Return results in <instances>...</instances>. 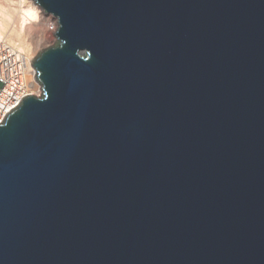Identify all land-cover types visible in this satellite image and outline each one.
<instances>
[{"label": "water", "instance_id": "95a60500", "mask_svg": "<svg viewBox=\"0 0 264 264\" xmlns=\"http://www.w3.org/2000/svg\"><path fill=\"white\" fill-rule=\"evenodd\" d=\"M34 1L0 264H264V0Z\"/></svg>", "mask_w": 264, "mask_h": 264}, {"label": "bare ground", "instance_id": "6f19581e", "mask_svg": "<svg viewBox=\"0 0 264 264\" xmlns=\"http://www.w3.org/2000/svg\"><path fill=\"white\" fill-rule=\"evenodd\" d=\"M29 26L37 27L40 31L38 37L27 33ZM59 28V20L52 14H47L34 0H0V43L6 41L22 51L32 60L34 49L44 43V29L54 32V40ZM36 29V28H35ZM47 31V30H46ZM35 95L42 93L37 85L33 90Z\"/></svg>", "mask_w": 264, "mask_h": 264}, {"label": "built area", "instance_id": "2783aa9c", "mask_svg": "<svg viewBox=\"0 0 264 264\" xmlns=\"http://www.w3.org/2000/svg\"><path fill=\"white\" fill-rule=\"evenodd\" d=\"M41 86L36 78V70L25 53L10 43H0V123L17 109L22 100L35 95L33 90ZM42 91V90H41Z\"/></svg>", "mask_w": 264, "mask_h": 264}, {"label": "rangeland", "instance_id": "374dc122", "mask_svg": "<svg viewBox=\"0 0 264 264\" xmlns=\"http://www.w3.org/2000/svg\"><path fill=\"white\" fill-rule=\"evenodd\" d=\"M27 31V33H30L32 37H38L40 35V31L39 29H37V27L29 26L27 28ZM43 34L45 41L38 49H34V58L37 57L41 51L48 49L49 47H52L57 43V41L54 40V32L52 30L44 29Z\"/></svg>", "mask_w": 264, "mask_h": 264}]
</instances>
